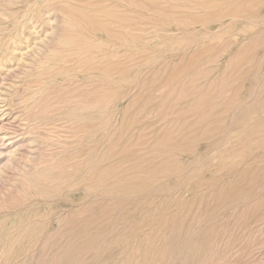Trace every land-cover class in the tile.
<instances>
[{"label": "rangeland", "instance_id": "rangeland-1", "mask_svg": "<svg viewBox=\"0 0 264 264\" xmlns=\"http://www.w3.org/2000/svg\"><path fill=\"white\" fill-rule=\"evenodd\" d=\"M90 1L92 3L89 0H0V264H219V261H224L221 264H264V2L245 0L237 3L221 0V4L218 0L193 6V3L188 2L177 5L166 2V5L162 0H105L106 3L104 0ZM126 1L128 2L125 3ZM161 3H165L167 7L161 6ZM236 3L239 5L236 8L239 16L236 19L222 16L220 19L218 13L235 9ZM51 4L56 7L59 5L60 9L63 6L60 10L62 12L52 9ZM183 4L185 5L182 6ZM207 4L212 7H203ZM73 7L79 10L72 9ZM154 7L162 10L159 9L158 12L156 9L158 11L154 13ZM99 8L111 10L102 11L108 12L110 17L105 13L101 19L115 20V24L112 22L106 24V27L119 30L121 36L126 35V40L113 39L112 33L106 34L88 28L90 16L84 17V14H93L91 19L102 14ZM69 13L76 19L71 21ZM116 13L119 19L115 18ZM112 15L114 16L111 17ZM216 16L217 20L214 18ZM173 18L176 23L175 20L172 21ZM213 18L215 22H209ZM99 19H94L98 21L95 22V28L102 25ZM193 19L196 23L192 22ZM177 20H181V23ZM204 20L208 22L205 23ZM78 21L79 26L75 24ZM99 22L101 25L97 26ZM161 22L164 25L166 22L168 26ZM68 26L71 29L74 27V30L70 29L73 36L78 32V37H85V42L89 43L88 50L81 54L84 55L82 59L78 55L57 58L58 55L68 54L66 50L69 41H65L67 37L74 38L67 34ZM104 40L111 41L109 47L105 46L108 43L103 42ZM102 42L104 46L101 45ZM124 42L130 45L127 46ZM143 48L144 51L140 50ZM93 49L96 54L95 51L92 52ZM118 51L122 53L115 55ZM253 54L256 56L254 55V63L250 66L241 60L244 56L250 57ZM239 55L241 58L237 59ZM74 59L76 60L73 61ZM229 61L231 63L228 65ZM53 64H57L58 69ZM81 65L82 69L79 68ZM104 67L112 69V77L109 78L111 82L103 79L100 74ZM173 70L182 73L175 71L178 73L176 74ZM193 71H196L194 75ZM69 73L75 77H68ZM126 74L129 77L127 81L116 82L117 76ZM194 78L199 79L198 82ZM90 80L92 83H87ZM142 80L144 84L141 83ZM215 84L219 86L216 87ZM197 86L199 89L207 86V89L199 90ZM217 89L223 92L221 97L218 96L222 101L229 96L238 95L235 100L240 101L233 111L224 112L228 105H223L219 98L214 99L221 93ZM72 90L74 98L70 99L73 97ZM182 90L184 93L187 91L186 95L180 94ZM215 90L217 95L212 92ZM201 91L205 93H199ZM195 94H198L197 98ZM165 95L168 96L167 101ZM95 101L110 105L95 109L91 116L80 113L78 106L81 103ZM38 102L41 103L37 104ZM51 104L56 105L53 108ZM212 104L216 105L212 107ZM211 110H217L218 114L211 115ZM134 111L135 114L138 113L137 117L133 115ZM222 112L225 115H221ZM223 119L226 122L221 124ZM134 120L139 122H133ZM167 123H170L168 127ZM129 124L131 126L127 127ZM182 124L184 126L179 128ZM205 126H208L207 131L202 133ZM175 131L179 133L178 137ZM191 137L196 139L190 141ZM164 138H176V141L173 140L175 145L170 146L171 151L168 146L167 151L161 145H156ZM186 138L188 139L185 140ZM197 140L198 142H194ZM190 142L192 147L196 145L192 148L195 151L191 146H188L189 149L185 148ZM250 143L256 150L248 158L243 149ZM109 144L111 148L108 147ZM150 151L155 152L152 154ZM237 153L240 157L236 156ZM166 158H169V162L163 160ZM237 160L240 165L236 163ZM222 163L221 169L219 166ZM158 164L167 166L170 173L165 174L168 171L165 170V175L163 172L155 175L154 166ZM104 168H108L107 171ZM216 169L218 172H215ZM101 171L104 172L100 173ZM89 174H92L91 180V176L88 178ZM134 176L137 177L133 180ZM150 177L153 179L150 180ZM158 178L162 181L156 180ZM247 183L255 185L249 192L243 188ZM248 196L250 197L246 201ZM78 212L81 215H77ZM162 219L165 222L160 226ZM239 225L241 227L238 229ZM155 227L156 230L152 229ZM228 230L231 231L230 235ZM99 234L104 235L102 237ZM210 252L214 257L211 258ZM204 255L206 258H203Z\"/></svg>", "mask_w": 264, "mask_h": 264}, {"label": "bare ground", "instance_id": "bare-ground-1", "mask_svg": "<svg viewBox=\"0 0 264 264\" xmlns=\"http://www.w3.org/2000/svg\"><path fill=\"white\" fill-rule=\"evenodd\" d=\"M51 1L53 2V0H51ZM73 1H74V0H73ZM75 1H76V0H75ZM92 1H93V0H92ZM97 1H98V0H97ZM100 1H103V0H99V2H100ZM104 1H105V0H104ZM104 1H103V2H104ZM121 1L123 2V0H121ZM121 1H119V2H121ZM124 1H125V0H124ZM137 1H139V0H137ZM162 1L165 2V3L168 2V3H170V4H173V3H174V5L182 4V3H184V2H188V3H193V6H195V5L197 6V4H201V3L206 4V3H211V2L214 3V1L217 2L218 0H162ZM219 1H221V0H219ZM225 1H227V2H234V1H236V2L238 3V2H241V1H245V0H225ZM247 1L249 2V0H247ZM247 1H246V3H247ZM59 2H60V1H59ZM63 2H64V1H62V3H63ZM67 2H69V1H67ZM89 2H91V1L89 0ZM109 2H110V0H109ZM127 2H128V1H126L125 3H127ZM259 2L262 3V2H264V0H259ZM8 3H9V2H8ZM10 3H12V2H10ZM91 3H92V2H91ZM105 3H106V1H105ZM116 3H117V2H116ZM133 3H134V1H133ZM141 3H142V2H141ZM141 3H137V4L139 5V4H141ZM152 3H153V2H152ZM165 3H161V6H162V5L166 6L167 3H166V5H165ZM237 3L235 4V5H237V6H235V9H230V10H227V11H223V12L218 13V14H219L218 16H221L220 19H222V16H230L231 18L236 19V18L239 16V11H238V9L236 10V8L239 6ZM49 4H50V3H49ZM63 4H64V3H63ZM111 4H112V3H111ZM129 4H130V1H129ZM194 4H195V5H194ZM215 4H217V3H215ZM221 4H222V1H221ZM221 4H220V5H221ZM224 4H225V3H224ZM224 4H223V5H224ZM229 4H230V3H229ZM229 4H228V5H229ZM247 4H248V3H247ZM247 4H246V7L248 6ZM249 4H250V3H249ZM51 5L53 6V7H51V8H52V9L54 8V10H55V8H56L57 10L60 11V10L63 8V6H62L61 9H60V8H58L59 5H58L57 7H56L55 5H53V4H51ZM51 5H50V6H51ZM109 5H110V3H109ZM135 5H136V4H135ZM152 5H153V4H152ZM174 5H173V6H174ZM184 5H185V4H183L182 6H184ZM188 5H189V4H188ZM191 5H192V4H191ZM50 6H48V7H50ZM54 6H55V7H54ZM71 6H73V5H71ZM71 6H70V7H71ZM111 6H112V5H111ZM111 6L108 7V8H111ZM113 6L115 7V2H114V5H113ZM113 6H112V7H113ZM141 6H142V5H141ZM145 6H146V5H145ZM202 6H203V5H202ZM202 6H201V7H202ZM209 6L212 7L210 4H209ZM218 6H219V5H218ZM242 6H243V5H242ZM166 7H167V6H166ZM166 7H165V8H166ZM185 7H188V6H185ZM203 7H208V4H207V6H203ZM210 7H208V8H210ZM246 7H245V8H246ZM253 7H254V6H253ZM7 8H8V7H7ZM65 8H66V7H65ZM104 8H107V7L105 6ZM117 8H118V5H117ZM145 8H147V7H145ZM171 8H172V6H171ZM174 8H175V6H174ZM174 8H173V9H174ZM176 8H177V7H176ZM180 8H181V7H180ZM188 8H189V7H188ZM208 8H207V9H208ZM214 8H215V7H214ZM238 8H239V7H238ZM248 8H249V7H248ZM250 8H251V6H250ZM67 9H69V8H67ZM67 9H66L65 11H67ZM72 9H75V8L73 7ZM99 9H101V8H99ZM156 9H158V8H155V7H154V10H152V11H154V13H155ZM159 9L162 10V8H159ZM159 9H158V10H159ZM246 9H247V8H246ZM57 10H56V11H57ZM70 10H71V9H70ZM75 10H79V8H78V9L76 8ZM107 10H108V9H107ZM107 10H106V9H101L100 13H102V11H107ZM149 10H150V8H149ZM158 10H157V11H158ZM160 10H159L158 12H160ZM163 10H164V9H163ZM224 10H225V9H224ZM43 11H44V10H43ZM82 11H84V9H82ZM82 11H81V12H82ZM94 11H95V10H94ZM96 11L98 12L99 10H96ZM109 11L111 12V10H108V12H109ZM157 11H156V13H157ZM168 11H169V10H168ZM245 11H246V10H245ZM245 11H244V12H245ZM248 11H249V10H248ZM248 11H246V12H248ZM61 12H62V11H60L59 13H61ZM69 12H70V11H69ZM85 12H86V11H85ZM108 12H105V13L107 14V15H106L107 17L109 16V15H108ZM118 12H119V11H118ZM164 12H165V11H164ZM215 12H216V11H215ZM244 12H243V13H244ZM246 12H245V13H246ZM11 13H12V12H11ZM65 13H66V12H65ZM67 13H68V12H67ZM67 13H66V14H67ZM70 13H73V11L70 12ZM70 13H69V15H71ZM91 13H92V12H91ZM105 13L103 12L102 14H99V15H101L102 17H101V16L99 17V15H95V14H94L95 16H93V17L91 18V19H92V20H91L90 17H91V15H93V14H90V12L84 14V12H82V14H84V17H86V16H90V17H88V19H89V22H88V23H89V24L87 23V25L89 26V27H88L89 29H91V30H93V31H94V30H95V31H96V30H97V31H102L103 33H106V34H107V33H109V34L112 33V34L114 35V36H113V39H114V38H117V39H123V38H125L126 35L124 34L123 36H121V35H120L121 32H118L119 30H118V31H115L114 29H108V27H106V24H110V23L112 24V22L115 24V22H114L115 20H112V21H111V20L106 21V19H105V20H102L101 18H104L103 16H105V15H104ZM113 13H115V12H113ZM121 13H122V11H121ZM123 13H125V12H123ZM161 13H162V12H161ZM161 13H160V15H161ZM169 13H171V12H169ZM198 13H201V12H198ZM62 14H63V13H62ZM75 14H76V13H75ZM89 14H90V15H89ZM109 14H110V13H109ZM162 14H164V13H162ZM166 14L170 16V14H168L167 12H166ZM172 14H173V13H172ZM194 14H195V13H194ZM67 15H68V14H67ZM72 15H73V14H72ZM72 15H71V18L69 17L71 21H73V19H76L75 16L73 17ZM115 15H116L115 18H118V19H119V17H117V13H116ZM119 15H120V13H119ZM164 15H165V14H164ZM173 15H174V14H173ZM197 15H198V14H197ZM237 15H238V16H237ZM113 16H114V15H112L111 17H113ZM125 16H127V15H125ZM158 16H159V13H158ZM162 16H163V15H162ZM204 16H205V15H204ZM63 17H64V16H63ZM65 17H66V16H65ZM76 17H77V15H76ZM79 17H81V16L79 15ZM95 17H96L97 19L100 18L101 20H100V19H99V20L102 21V22H101L102 25L100 24V22H99V24L97 25V26L101 25V26L98 27V28H95V26H96V25H95V22H98V21H94ZM109 17H110V16H109ZM121 17H122V16H121ZM167 17H168V16H167ZM245 17H246V16H245ZM93 18H94V19H93ZM125 18L127 19V17H125ZM130 18H131V17H129V19H130ZM163 18H164V17H163ZM193 18H195V17H193ZM211 18H212V17H211ZM214 18L216 19L217 16L214 17ZM214 18H213V19H210L209 22H210L211 20L213 21ZM240 18H244V17H240ZM34 19H35V18H34ZM78 19H79V18H78ZM80 19H82V18H80ZM80 19H79V20H80ZM126 19H125V21H126ZM202 19H206V18H202ZM208 19H209V18H208ZM218 19H219V18H218ZM244 19H246V18H244ZM70 20H69V21H70ZM107 20H108V19H107ZM164 20H166V19H164ZM173 20H175V23H176V19L173 18L172 21H173ZM188 20H189V19H188ZM188 20H187V21H188ZM197 20H198V19H197ZM216 20H217V19H216ZM231 20H232V19H231ZM231 20H230V22H231ZM237 20H238V19H237ZM237 20H236V21H237ZM104 21H105V23H103ZM129 21H130V20H129ZM177 21H178V20H177ZM180 21H181V20H179L178 23H179ZM183 21H184V20H183ZM187 21H186V22H187ZM193 21H194V19L192 20V22H193ZM205 21H206V20H204V22H205ZM212 21H211V22H212ZM82 22L85 23L84 20H83ZM107 22H108V23H107ZM119 22H120V20H119ZM168 22H170V21H168ZM173 22H174V21H173ZM173 22H172V23H173ZM194 22H195V21H194ZM206 22H208V21H206ZM206 22H205V23H206ZM214 22H215V20H214ZM216 22H219V21H216ZM227 22H228V21H227ZM79 23H80V22L78 21V23L76 22L75 24L79 26V25H80ZM126 23H127V22H126ZM161 23H162V22H161ZM172 23H171V24H172ZM178 23H177V24H178ZM180 23H181V22H180ZM184 23H185V22H184ZM188 23H189V22H188ZM188 23H187V24H188ZM195 23H196V22H195ZM71 24H72V22H71ZM73 24H74V23H73ZM75 24H74V25H75ZM104 24H105V25H104ZM162 24L164 25V23H162ZM81 25H82V24H81ZM84 25H86V23H85ZM87 25H86V26H87ZM132 25L134 26V24H132ZM165 25H166V22H165ZM165 25H164V26H165ZM155 26H156V25H155ZM158 26H159V25H158ZM161 26H162V25H161ZM166 26H168V25H166ZM177 26H178V25H177ZM177 26H176V27H177ZM66 27H67V26H66ZM68 27H69V26H68ZM111 27H114V26H111ZM118 27L121 28L120 25H119ZM28 28H29V27H28ZM73 28H74V27H72V29H71V27H69V29L66 28V30L69 32V33L67 32V34H71L70 36L74 37V38H69V37H67V40H65L66 42L69 41V42H68V43H69V47L67 46L68 49L66 50V52H67L68 54H66V55H58V54H57V55L59 56V57H57L58 59H59V58L62 59L64 56H65V57H66V56H70V57H71V56H77V55L80 56V58H81V57L84 56V55L81 56V54H83L84 52H86V51L88 50V48H89V45H88L89 43L87 44V43L85 42V37H83V36H82V38L78 37V35H77L78 32L75 33V35L73 36V34L70 32L71 30H74ZM75 28L77 29V27H75ZM83 28H84V27H83ZM115 28H117V27L115 26ZM119 28H118V29H119ZM126 28H127V27H126ZM126 28H123V29H126ZM161 28H162V27H161ZM63 29H64V28H63ZM70 29H71V30H70ZM76 29H75V30H76ZM84 29H85V28H84ZM179 29H180V28H179ZM85 30H86V29H85ZM120 30H121V29H120ZM127 30H131V29H127ZM176 30H177V29H176ZM82 31H83V30H82ZM163 31H166V30H163ZM170 31H171V30H170ZM180 31H181V30H180ZM65 33H66V32H65ZM65 33H64V34H65ZM125 33H126V32H125ZM67 34H66V35H67ZM87 35H88V34H86V36H87ZM60 36H61V35H60ZM62 36H63V35H62ZM67 36H68V35H67ZM76 36H77L78 38H75ZM79 36H80V35H79ZM93 36H94V35H93ZM93 36H90V37L93 38ZM109 36H110V35H109ZM129 36H131V35H129ZM94 37H95V36H94ZM170 38H171V37H170ZM65 39H66V38H65ZM117 39H116V40H117ZM127 39H128V38H127ZM110 40H111V39H110ZM125 40H126V38H125ZM179 40H181V39H179ZM87 41H88V40H87ZM105 41H106V43H108L107 45L105 44V46L109 47V45H110L109 43H111L112 40H111V41L104 40L103 42H105ZM117 41H118V40H117ZM127 41H129V40H127ZM103 42L101 43L102 46H104V45H103ZM119 42H122V40H120ZM124 43H126V42H124ZM134 43H135V42H134ZM63 44H65V43H63ZM65 45H66V44H65ZM92 45H93V44H92ZM99 45H100V44H99ZM122 45H124L123 42H122ZM125 45H127V43H126ZM129 45H130V44H129ZM129 45H127V46H129ZM102 46H100V48H102ZM136 46H137V45H136ZM67 47H66V48H67ZM93 47H94V46H93ZM98 47H99V46H98ZM258 47H259V46H258ZM134 48H135V47H134ZM91 49H92V48H91ZM91 49H90V52H91ZM102 49H103V48H102ZM108 49H109V48H108ZM148 49H149V48H148ZM96 50H99V49H96ZM134 50L136 51V49H134ZM140 50H143V51H144L145 49L143 48V49H140ZM93 51H95V50L93 49L92 52H93ZM99 51H100V50H99ZM107 51H108V50H107ZM137 51H138V50H137ZM55 52H56V51H55ZM61 52H62V51H61ZM141 52H142V51H141ZM145 52H146V51H145ZM244 52H245V51H244ZM52 53H54V52H52ZM52 53H51V54H52ZM94 53L96 54V51H95ZM103 53H104V52H103ZM107 53H109V52H107ZM119 53H122V52H121V51H120V52L118 51L115 55H118ZM135 53H136V52H135ZM54 54H55V53H54ZM92 54H93V53H92ZM104 54H105V53H104ZM151 55H152V54H151ZM254 55L256 56V54H253V55L250 56V57H245V56H244V58H241V55H239V56H237V59H239V57H240L241 60L243 59L244 62H246V63L249 64V66H250V64H253V63H254V57H255ZM55 56H56V55H55ZM55 56H54V57H55ZM78 56H77V57H78ZM93 56H94V55H93ZM93 56H92V58H93ZM100 56L103 58V55H100ZM104 56H106V55H104ZM110 56H111V54H110ZM123 56H124V55H123ZM77 57H76V59H77ZM114 57H115V56H114ZM125 57H127V56H125ZM129 57H130V56H129ZM129 57H127V58H129ZM92 58H91V59H92ZM153 58H154V57H153ZM155 58H156V57H155ZM76 59H74L73 61H75ZM81 59H82V58H81ZM93 59H94V58H93ZM215 59H216V57H215ZM64 60H65V59H64ZM156 60H157V59H156ZM118 61H119V60H118ZM123 61H124V60H123ZM153 61H154V60H153ZM66 62H67V60H66ZM71 62H72V61H71ZM46 63H48V62H46ZM50 63H51V62H50ZM58 63L60 64V62H58ZM61 63L63 64V62H61ZM110 63H111V62H110ZM122 63H124V62H122ZM128 63H129V62H128ZM230 63H231V62L229 61L228 65H229ZM239 63H240V62H239ZM71 64H73V63H71ZM108 64H109V63H108ZM126 64H127V63H126ZM201 64H202V63H201ZM46 65H47V64H46ZM50 65H51V64H50ZM53 65H54V64H53ZM55 65H56V66H55ZM55 65H54V66L56 67V69H58L57 64H55ZM68 65H69V63H68ZM73 65H74V64H73ZM111 65H112V64H111ZM124 65H125V64H124ZM134 65H136V64H134ZM182 65H183V64H182ZM245 65H246V64H245ZM43 66H44V65H43ZM43 66H42V67H43ZM47 66H48V65H47ZM109 66H110V65H109ZM128 66L132 67L133 65H128ZM128 66H127V67H128ZM183 66H184V65H183ZM199 66H201V65H199ZM64 67H65V66H64ZM81 67H82V65H81L79 68H81ZM105 67H106V66H105ZM105 67H104V68H105ZM124 67H125V66H124ZM127 67H126V68H127ZM130 67H129V69H131ZM139 67H140V66H139ZM186 67H187V66H186ZM192 67H193V66H192ZM192 67H191V68H192ZM209 67H210V66H209ZM209 67H208V68H209ZM40 68H41V67H40ZM104 68H102L101 71L99 70V71H100V74H102V78H103V79H106L107 81H109V80H111V79H109V78L112 77V74H111L112 69H110V68H109V69H108V68H105V69H104ZM179 68L182 69L181 67H179ZM233 68H234V67H233ZM74 69H75V68H73V70H74ZM81 69H82V68H81ZM85 69H87V68H85ZM121 69H122V68H121ZM123 69H124V68H123ZM127 69H128V68H127ZM197 69H198V68H197ZM87 70H88V69H87ZM140 70H141V69H140ZM39 71H40V70H39ZM57 71H58V70H57ZM91 71H92V70H91ZM173 71H174V70H173ZM175 71H176V70H175ZM175 71H174V73L178 72V71H176V72H175ZM182 71H183V70H182ZM196 71H197V70H196ZM196 71H193V75H194V72L196 73ZM71 72H73V71H71ZM80 72H81V70H80ZM83 72H84V71H83ZM140 72H141V71H140ZM140 72H139V73H140ZM205 72H206V71H205ZM207 72H208V71H207ZM249 72H250V71H249ZM81 73H82V72H81ZM178 73L181 74L182 72H178ZM178 73H176V74H178ZM137 74H138V73H137ZM72 75H73V74H70V73H69V74H68V77H69V76H72ZM134 75H135V73H134ZM169 75H170V74H169ZM173 75H175V74H173ZM188 75H190V74L188 73ZM234 75H235V74H234ZM66 76H67V75H66ZM73 76L75 77V75H73ZM203 76L205 77L206 74L203 75ZM242 76H243V75H242ZM94 77H95V76H94ZM94 77H93V78H94ZM225 77H226V76H224V78H225ZM76 78H77V76H76ZM134 78H135V77H134ZM201 78H202V77H201ZM201 78H200V79H201ZM69 79L72 80L73 78H69ZM96 79H97V78H96ZM103 79H102V81H103ZM112 79H113V78H112ZM128 79H129V77L127 76V74H126V75H119V76L116 77V82H117V81H118V82H125V81H127ZM136 79H137V78H136ZM194 79L197 80V78H194ZM246 79H247V78H246ZM114 80H115V79H114ZM168 80H170V79H168ZM190 80H192V79H190ZM198 80H199V79H198ZM198 80H197L196 82H198ZM81 81H82V80H81ZM81 81H80V82H81ZM94 81H97V80H94ZM131 81H132V80H131ZM131 81H130V82H131ZM136 81H137V80H136ZM142 81H143V80H142ZM166 81H167V80H166ZM172 81H173V80H172ZM180 81H181V80H180ZM183 81H185V80H183ZM186 81H187V80H186ZM211 81L213 82V80H211ZM242 81H243V80H242ZM103 82H104V81H103ZM103 82H102V83H103ZM109 82H111V81H109ZM116 82H115V83H116ZM212 82H209V84L212 83ZM226 82H227V81H226ZM243 82H244V81H243ZM87 83H92V82H91V80H90V82H87ZM102 83H100V84H102ZM131 83H133V82H131ZM141 83L144 84V81L141 82ZM166 83L169 84V82H166ZM83 84H85V83H83ZM107 84H108V83H107ZM122 84H123V83H122ZM182 84H184V83H182ZM105 85H106V84H105ZM118 85H120V84L118 83ZM125 85H127V84H125ZM169 85L172 87L171 84H169ZM178 85H181V84L178 83ZM178 85H177V86H178ZM199 85H200V84H199ZM216 85H217V84H215V86H216ZM220 85H221V84H220ZM224 85H227V84L225 83ZM239 85H240V84H239ZM90 86H91V85H90ZM103 86H104V85H103ZM108 86H109V84H108ZM111 86H112V85H111ZM192 86H193V85H192ZM194 86L196 87V85H194ZM203 86H204V85H203ZM210 86H212V85H210ZM217 86H219V85H217ZM217 86H216V87H217ZM222 86H223V85H222ZM79 87H80V86H79ZM81 87H82V86H81ZM87 87H88V86H87ZM114 87H116V84H115ZM117 87H118V86H117ZM121 87H122V86H121ZM195 87H194V88H195ZM224 87L226 88V86H224ZM241 87H242V86H241ZM172 88H174V87H172ZM176 88H177V87H176ZM179 88H180V86H179ZM190 88H193V87L190 86ZM197 88L199 89L198 86H197ZM211 88H212V87H211ZM220 88L222 89V87H220ZM239 88H240V87H239ZM242 88H243V87H242ZM251 88H252V86H251ZM104 89H105V88H104ZM109 89H111V88H109ZM200 89L202 90V89H204V87H201ZM200 89H199V90H200ZM206 89H207V86H206V88H205L204 90L206 91ZM209 89H210V88H209ZM209 89H208V90H209ZM73 90H74V89H73ZM73 90H72L71 94L73 93ZM81 90H82V89H81ZM96 90H98V89H96ZM106 90H108V88H106ZM173 90H174V89H173ZM187 90H188V89H187ZM217 90H218V89H217ZM222 90H223V89H222ZM219 91H220V90H218V93L221 92V91H220V92H219ZM223 91H225V90H223ZM74 92H75V90H74ZM77 92H79V91H77ZM106 92H107V91H106ZM123 92H124V91H123ZM154 92H155V91H154ZM169 92H170V91H169ZM178 92H179V90H178ZM190 92H191V91H190ZM196 92H197V91H196ZM212 92H213V94L215 93V94L217 95L216 90H215V92H214V91H212ZM67 93H69V92H67ZM186 93H187V91H186ZM186 93H184L183 90H182V92H181L180 94H181V95H186ZM199 93H205V92L201 91V92H199ZM222 93H223V92H221L219 95H217V98H214V97H213V98H214V99H218V98H219V100L222 101V99H220ZM69 94H70V93H69ZM69 94H68V96H69ZM75 94H76V93H75ZM122 94H123V93H122ZM180 94H177V95H180ZM213 94H212V95H213ZM59 95H60V94H59ZM72 95H73V94H72ZM72 95H71V96H72ZM89 95H90V94H89ZM114 95H115V94H114ZM191 95H193V94H191ZM202 95H203V94H202ZM202 95L199 94L200 97H202ZM207 95H210V93L207 94ZM235 95H236V94H235ZM55 96L58 97L57 95H55ZM65 96H66V95H65ZM65 96H64V97H65ZM166 96H167V95H165V97H164V98H165V101H167ZM197 96H198V94H197ZM197 96H196V94H195V97H196V98H197ZM205 96H206V94H205ZM218 96H220V97H218ZM56 97H55V99H56ZM59 97H60V96H59ZM115 97H116V96H115ZM167 97H168V96H167ZM172 97H173V96H172ZM203 97H204V95H203ZM227 97H228V96H227ZM237 97H238V95H237L236 97H230V96H229L227 100L224 99V100L222 101L223 105H226V104L228 105V106H227L228 109L226 108L227 111L225 110V107H224V110H225L224 112H228V111H230V110L233 111L232 109L235 107L236 103H238V101H240V100H235ZM67 98H68V97H67ZM71 98H74V95H73V97H70V99H71ZM123 98H124V97H123ZM123 98H122V99H123ZM151 98H152V97H151ZM164 98H163V99H164ZM181 98H183V97H180V99H181ZM187 98H188V97H187ZM225 98H226V93H225ZM55 99H54V100H55ZM173 99H174V98H173ZM176 99H179V98H177V96H176ZM201 99H202V98H201ZM237 99H238V98H237ZM52 100H53V99H52ZM116 100H117V99H116ZM192 100H193V99H192ZM219 100H218V101H219ZM41 101H42V100H41ZM75 101H76V100H75ZM81 101H82V100H80V102H81ZM83 101H84V100H83ZM163 101H164V100H163ZM189 101H190V100H189ZM234 101H235V102H234ZM262 101H263V100H262ZM65 102H66V101H65ZM110 102H111V101H109V103H110ZM208 102H211V101H208ZM216 102H217V101H216ZM216 102H215V103H216ZM231 102H233V103H231ZM259 102L261 103V101H259ZM39 103H41V102H38L37 104H39ZM111 103H112V102H111ZM163 103H164V102H163ZM190 103H191V101H190ZM213 103H214V102H213ZM37 104H36V105H37ZM57 104H58V103H57ZM59 104H60V103H59ZM107 104H108V103H106V102H102V103H101V102H100V103L97 102V103H96V101H95V102H85V103H81V104L78 106V108H79V110H80V113H85L86 115H90V116H91V115H92V112H93L95 109H97V108H101V107H103V108H104V107H107ZM209 104H210V103H209ZM219 104H220V102H219ZM51 105H52L51 107L54 108L56 104H54V106H53V104H51ZM109 105H110V104H108V106H109ZM127 105H128V103H127ZM127 105H126V106H127ZM188 105H189V104H188ZM195 105H196V104H195ZM204 105H205V104H204ZM215 105H216V104H215ZM215 105L212 104V105H210V106L213 107V106H215ZM256 105H259V104H256ZM256 105H255V107H256ZM260 105H262V104H260ZM46 106L48 107V105H46ZM61 106H62V105H61ZM168 106H169V105H168ZM196 106H197V105H196ZM263 106H264V105H263ZM49 107H50V106H49ZM193 107H194V104H193ZM208 107H209V106H208ZM212 107H211V108H212ZM255 107H254V108H255ZM58 108H59V107H58ZM62 108H63V106H62ZM111 108H112V107H111ZM111 108H110V109H111ZM139 108H140V107H139ZM216 108H217V106H216ZM236 108H237V107H236ZM44 109H45V107H44ZM49 109H50V108H49ZM76 109H77V108H76ZM107 109H108V108H106V111H107ZM183 109H184V108H183ZM190 109H193V108H190ZM190 109H189V110H190ZM201 109H202V107H201ZM99 110H100V109H99ZM129 110H130V109H129ZM185 110L188 111V109H186V108H185ZM198 110H199V109H198ZM198 110H197V111H198ZM208 110H209V109H208ZM255 110H256V109H255ZM41 111H43V110L41 109ZM44 111H46V110H44ZM50 111H51V110H50ZM50 111H49V112H50ZM53 111H54V109H53ZM53 111H52V112H53ZM211 111H212V110H211ZM115 112H116V111H115ZM115 112H114V113H115ZM158 112H159V111H158ZM183 112H184V111H183ZM190 112H191V111H190ZM206 112L208 113V111H206ZM206 112H205V113H206ZM217 112H218L217 110H213L212 113H211V115H217V114H218ZM224 112H222L221 115L224 114ZM133 113H134L133 115H135V116L137 117V114H138V113L136 112L137 114H135V111H134ZM175 113H176V112H175ZM177 113H178V112H177ZM180 113H181V112H180ZM203 113H204V112H203ZM205 113H204V114H205ZM232 113H233V112H232ZM232 113H231V114H232ZM234 113H235V112H234ZM234 113H233V114H234ZM37 114H38V112H37ZM101 114H102V113H101ZM104 114H105V113H104ZM185 114H186V113H185ZM193 114H194V113H193ZM227 114H229V113H227ZM227 114H226V115H227ZM118 115H119V114H118ZM224 115H225V114H224ZM40 116H41V115H40ZM43 116H44V115H43ZM93 116H94V115H93ZM93 116H92V117H93ZM109 116H110V115H109ZM143 116H144V115H143ZM179 116H180V115H179ZM187 116H188V115H187ZM192 116H194V115H192ZM206 116H207V114H206ZM100 117H102V116H100ZM177 117H178V116H177ZM189 117H190V116H189ZM189 117H185V118L187 119V118H189ZM220 117H221V116H220ZM226 117H228V116H226ZM102 118H103V117H102ZM132 118H133V116H132ZM132 118H131V119H132ZM143 118H144V117H143ZM161 118H163V116H162ZM181 118H182V117H181ZM231 118H232V117H231ZM231 118H230V119H231ZM98 119L101 120V118H98ZM104 119H105V118H104ZM172 119H173V118H172ZM176 119H177V118H176ZM179 119H180V118H179ZM183 119H184V118H183ZM186 119H184V120H186ZM208 119H210V118H208ZM215 119H216V118H215ZM167 120H168V119H167ZM213 120H214V119H213ZM213 120H212V121H213ZM241 120H243V119H241ZM80 121H81V120H80ZM80 121H79V122H80ZM137 121H138V120H137ZM137 121L134 120L133 122H136V123H137ZM144 121H145V119H144ZM174 121H175V120H174ZM212 121H211V122H212ZM231 121H232V120H231ZM231 121H230V122H231ZM69 122H71V121H69ZM84 122H85V121H84ZM105 122H107V121H105ZM138 122H139V121H138ZM142 122H143V121H142ZM217 122H218V121H217ZM219 122H220V121H219ZM219 122H218V123H219ZM225 122H226V120L224 121V119H223V122H222L221 124H223V123H225ZM73 123L75 124L76 121H74ZM82 123H83V122H82ZM140 123H141V122H140ZM194 123H195V122H194ZM194 123H193V124H194ZM97 124H98V122H97ZM121 124H122V123H121ZM121 124H120V125H121ZM153 124H154V123H153ZM167 124H168V125H167V127H168V126L170 125V123H167ZM193 124H192V125H193ZM196 124H197V123H196ZM200 124H201V123H200ZM210 124H211V123H210ZM210 124H209V125H210ZM221 124H220V125H221ZM228 124H230V123H228ZM243 124H244V123H243ZM246 124H247V123H246ZM79 125H80V124H78V126H79ZM144 125H145V124H144ZM154 125H155V124H154ZM173 125H174V123H173ZM194 125H195V124H194ZM209 125H208V126H209ZM218 125H219V124H218ZM220 125H219V126H220ZM244 125H245V124H244ZM244 125H243V126H244ZM251 125H252V124H251ZM130 126H131V124H129V126H127V127H130ZM142 126H143V125H142ZM164 126H165V124H164ZM183 126H184V124H182V126H179V128H180V127H183ZM208 126H205V128H203V130H202L201 132H202V133L206 132V131H207L206 128H207ZM227 126H228V125H227ZM243 126H242V127H243ZM245 126H246V125H245ZM245 126H244V127H245ZM81 127H82V126H81ZM98 127H99V126H98ZM98 127H96V129H97ZM101 127H102V125L100 126V128H101ZM127 127H126V128H127ZM161 127H163V126L161 125ZM171 127H174V126H171ZM260 127H261V126H260ZM263 127H264V126H263ZM175 128H176V127H175ZM177 128H178V127H177ZM92 129H93V128H92ZM106 129H107V128H106ZM134 129H136V128H134ZM204 129H205V130H204ZM208 129H209V128H208ZM218 129H219V128H218ZM159 130H160V129H159ZM176 130H177V129H176ZM187 130H188V129L186 128V131H187ZM222 130H223V128L221 129V131H222ZM257 130H258V129H257ZM89 131H93V130H89ZM213 131H214V130L212 129V132H213ZM217 131H218V130H217ZM221 131H220V132H221ZM79 132H80V131H79ZM158 132H159V131H158ZM175 132H177V131H175ZM189 132H190V131H189ZM201 132H200V133H201ZM210 132H211V130H210ZM212 132H211V133H212ZM83 133H84V132H83ZM177 133H178V132H177ZM181 133H182V132H181ZM190 133H191V132H190ZM216 133H218V132H216ZM88 134H89V132H88ZM172 134H174V130H173V132L171 133V135H172ZM257 134H258V132H257ZM171 135H170V137L173 136V135H172V136H171ZM182 135H183V134H182ZM188 135H189V134H188ZM188 135H187V136H188ZM214 135H215V134H214ZM217 135H218V134H217ZM163 136H164V135H161V137H163ZM166 136H167V135H165L164 137H166ZM176 136L178 137V136H179V133H178V135H176ZM210 136H211V135H210ZM168 137H169V136H168ZM212 137H213V136H212ZM212 137H210V138H212ZM215 137H216V136H215ZM191 138H192V137H191ZM210 138H208V140H209ZM187 139H188V138H186L185 140H187ZM194 139H196V138H192V139H190V141H191V140L193 141ZM201 139H202V138H201ZM201 139H200V140H201ZM204 139H205V138H204ZM204 139H203V140H204ZM206 139H207V137H206ZM155 140H157V138H155ZM173 140L176 141V138H175V139L164 138V139L159 140V141H158L159 144H156V145H161V148H163V149H165V150H167L166 148L169 147V150L171 151L172 149H170V146H174V145H175V143H174ZM128 141H129V140H127V142H128ZM132 141H133V140H132ZM132 141H131L130 143H132ZM147 141H148V140H147ZM244 141H246V140H244ZM105 142H106V141H105ZM125 142H126V141H125ZM125 142H124V143H125ZM127 142H126V143H127ZM154 142H155V141H154ZM182 142H183V141H182ZM194 142H198V140H197V141H194ZM220 142H221V141H220ZM92 143H93V142H92ZM114 143H115V142H114ZM145 143H146V142H145ZM217 143H218V142H217ZM107 144H108V142H107ZM110 144L112 145L111 142H110ZM110 144H109L108 147L111 148L112 146H111ZM196 144H197V143H196ZM251 144H252V143L248 144V146L245 145V146H244V149H243V151L247 153V155H248L247 157H248V158L251 157V155H253L254 151L256 150V148L253 147ZM87 145H88V144H87ZM114 145H115V144H113V146H114ZM148 145H150V144H148ZM191 145H192V144H191V142H190V144H189V143L187 144V147H186V145H185V148L189 149L188 146L190 147ZM193 145H194V144H193ZM132 146H133V145H132ZM145 146H146V144H145ZM167 146H168V147H167ZM194 146H196V145H194ZM194 146H193V147H194ZM90 147H91V146H90ZM129 147H130V146H129ZM146 147H147V146H146ZM176 147H177V145H176ZM180 147H181V146H180ZM193 147L191 146V149H192ZM113 148H115V146H114ZM113 148H112V149H113ZM123 148H125V147L123 146ZM127 148H128V147H127ZM257 148H258V147H257ZM106 149H107V148H106ZM181 149H182V148H181ZM241 149H242V148H241ZM259 149H260V148H259ZM261 149H263V148H261ZM107 150H108V149H107ZM107 150H106V151H107ZM110 150H111V149H110ZM151 150H153V149H151ZM192 150L195 151L194 149H192ZM106 151H105L104 153H106ZM123 151H124V149H123ZM137 151H138V150H137ZM148 151H149V150H148ZM167 151H168V150H167ZM167 151H165V152H167ZM182 151H183V150H182ZM2 152H3V150H2ZM95 152H96V151H95ZM124 152H126V151H124ZM139 152H140V151H139ZM150 152H151V151H150ZM154 152H155V151H154ZM154 152H153V153H154ZM191 152H192V151H191ZM118 153H119V151H118ZM118 153H116V156H117ZM135 153H137V152H135ZM151 153H152V152H151ZM153 153H152V154H153ZM167 153H168V152H167ZM171 153H173V152H171ZM174 153H175V151H174ZM238 153H239V152H238ZM238 153H237L236 156H239ZM119 154H121V153H119ZM148 154H150V153H147V155H148ZM177 154H178V153H177ZM256 154H257V153H256ZM89 155H90V154H88L87 157H89ZM104 155H105V154H104ZM137 155H138V153H137ZM139 155H140V154H139ZM242 155H243V154H242ZM114 156H115V155H114ZM143 156H144V155H143ZM102 157H103V156H102ZM137 157H138V156H137ZM141 157H142V154H141ZM169 157H172V156H169ZM239 157H240V156H239ZM241 157H242V156H241ZM82 158H83V156H82ZM95 158H96V157H95ZM105 158H106V157H105ZM127 158H128V157H127ZM142 158H143V157H142ZM178 158H179V157H178ZM256 158H257V157H256ZM260 158H263V157H260ZM85 159H86V158H85ZM138 159H140V158H138ZM138 159H137V160H138ZM176 159H177V158H176ZM254 159H255V158H254ZM134 160H136V159H134ZM146 160H147V159H146ZM157 160H158V159H157ZM163 160L168 161L169 158H168V159L166 158V159H163ZM174 160H175V159H174ZM178 160H179V159H178ZM189 160H190V159H189ZM80 161H81V160H80ZM87 161H88V160H87ZM93 161H94V159H93ZM121 161H122V160H121ZM127 161H128V160H127ZM175 161L178 163L177 160H175ZM179 161H180V160H179ZM253 161H254V160H253ZM77 162H79V160H77ZM82 162H83V159H82ZM163 162H164V161H163ZM168 162H169V161H168ZM171 162H172V161H171ZM182 162H183V161H182ZM239 162H240V161H239ZM261 162H263V161L261 160ZM80 163H81V162H80ZM93 163H94V162H93ZM135 163L137 164V162H135ZM177 163H176V165H177ZM188 163H190V162L188 161ZM232 163L234 164V162H232ZM236 163H238V160H237ZM254 163H255V162H254ZM259 163H260V162H259ZM125 164H126V163H125ZM133 164H134V163H133ZM240 164H241V163H240ZM240 164L238 163V165H240ZM256 164H258V163H256ZM80 165H81V164H80ZM85 165H86V164H85ZM121 165H122V164H121ZM137 165L140 166V164H137ZM171 165H173V162H172ZM178 165H181V164L179 163ZM231 165H232V164H231ZM231 165H230V166H231ZM234 165H235V164H234ZM234 165H232V166L235 167ZM238 165H237V166H238ZM82 166H83V164H82ZM88 166H89V165H88ZM88 166H87V167H88ZM122 166H124V164H123ZM129 166H130V165H129ZM169 166H170V164H169ZM185 166H186V165H185ZM221 166L223 167V163H222L219 167L221 168ZM225 166H228V164H227V165L225 164ZM225 166H224V168H225ZM246 166L248 167V165H246ZM90 167H91V166H90ZM103 167H105V166H103ZM127 167H128V166H127ZM127 167H126V168H127ZM136 167H137V166H136ZM154 167H155V171H156V172H155L156 174L154 173L155 175H157V174H159V173H162V172H163V174H164V173H165V170H168L165 174H168V172H169V169H167V166H165V165H163V164H158V165H156V166H154ZM182 167H183V166H182ZM233 167H232V168H233ZM238 167H239V166H238ZM108 168H109V167H108ZM108 168H106V169H108ZM120 168H121V167H120ZM120 168H119V169H120ZM132 168H133V167H132ZM132 168H131V169H132ZM138 168H139V167H138ZM170 168H172V167L170 166ZM179 168L181 169V166H180ZM255 168H256V167H255ZM88 169H89V167H88ZM90 169H91V168H90ZM106 169L104 168L103 170L107 171ZM111 169H112V168H111ZM134 169H135V168H134ZM217 169H219V168H217ZM217 169H216L215 172H218ZM221 169H222V168H221ZM221 169L219 170V172L221 171ZM225 169H226V168H225ZM244 169H245V168H244ZM244 169H242V171H243ZM101 170H102V169H101ZM149 170H151V168H149ZM172 170H173V169H172ZM172 170H171V171H172ZM176 170H178V169H177V166H176ZM142 171H143V170H142ZM173 171H175V170H173ZM185 171H186V170H185ZM102 172H104V171H101L100 173H102ZM128 172H129V169L127 170V173H128ZM215 172H213V173H215ZM239 172H240V171H239ZM243 172H244V171H243ZM121 173H122V171H121ZM135 173H136V172H135ZM169 173H170V172H169ZM171 173H172V172H171ZM173 173H174V172H173ZM220 173H221V172H220ZM116 174H117V173H116ZM116 174H115V177H117ZM133 174H134V171H133V173H131L130 175L132 176ZM137 174H138V173H137ZM139 174H140V173H139ZM165 174H164V175H165ZM215 174H217V173H215ZM218 174H219V173H218ZM246 174H247V172H246ZM252 174H253V171H252ZM252 174H251V172H250V175H252ZM98 175H100V174H98ZM98 175H97V176H98ZM140 175H141V174H140ZM160 175H161V174H160ZM238 175H239V173H238ZM238 175H237V176H238ZM90 176H91V177H90ZM108 176H109V175H108ZM108 176L106 175V177H108ZM113 176H114V175H113ZM113 176H112V177H113ZM127 176H129V174H128ZM142 176H143V175H142ZM181 176H182V175H181ZM181 176H180V177H181ZM244 176H245V175H244ZM256 176H257V175H256ZM256 176H255V177H256ZM73 177H74V176H73ZM89 177H90V178H89ZM136 177H137V176H136ZM136 177L134 176V177H133V180H134V178H136ZM139 177H140V176H139ZM153 177H154V176H153ZM153 177H150V180H151V178L153 179ZM163 177H164V176H163ZM163 177H162V178H163ZM167 177H168V176H167ZM178 177H179V176H178ZM47 178H48V177H47ZM88 178L91 180V178H92V174H91V175L89 174ZM103 178H105V176H103ZM103 178H102V179H103ZM125 178H126V176H125ZM147 178H148V176H147ZM176 178H177V177H176ZM210 178H211V177H210ZM85 179H86V178H85ZM89 179H88V180H89ZM112 179H115V178H112ZM112 179H111V180H112ZM120 179H121V178H120ZM127 179H128V178H127ZM148 179H149V178H148ZM160 179H161V178H160ZM160 179L158 178V179H156V180H160ZM214 179H215V178H214ZM229 179H230V177H229ZM86 180H87V179H86ZM92 180H93V179H92ZM100 180H101V179H100ZM107 180H108V179H107ZM133 180H132V181H133ZM137 180H138V179H137ZM164 180H165V178H164ZM209 180H210V179H208V181H209ZM244 180H245V179H244ZM72 181H73V180H72ZM82 181H83V180H82ZM121 181H122V180H121ZM161 181H162V179H161ZM228 181H229V180H228ZM236 181H237V180H236ZM249 181H252V180H249ZM101 182H103V181H101ZM230 182H231V180H230ZM242 182H243V181H242ZM247 182H248V181H247ZM260 182H261V181H260ZM80 183H81V181H80ZM141 183H142V182H141ZM155 183L157 184V182H155ZM158 183H159V182H158ZM231 183H232V182H231ZM238 183H239V182H238ZM255 183H257V182H255ZM56 184H57V183H55V185H56ZM58 184H59V183H58ZM75 184H76V183H74V185H75ZM77 184H79V183L77 182ZM105 184H106V183H105ZM105 184H104V185H105ZM205 184H207V183H205ZM229 184H230V183H229ZM229 184H228V185H229ZM252 184H253V183H247V184H244V185H243V186H244L243 188H244V189H247L246 192H247V191L249 192V190H251V189H253V188L255 187V185L253 186ZM96 185H99V183H97ZM263 185H264V184H263ZM263 185H262V187H263ZM56 186H58V185H56ZM88 186H90V185H88ZM93 186H94V185H93ZM169 186H170V185H169ZM173 186H174V185H173ZM219 186H220V185H219ZM75 187H76V186H75ZM99 187H100V186H99ZM131 187H132V186H131ZM259 187H260V186H259ZM262 187H260V188H262ZM156 188H157V187H156ZM232 188H235V187H232ZM232 188H231V189H232ZM97 189H98V188H97ZM130 189H131V188H130ZM262 189H263V188H262ZM91 190H92V189H90V191H91ZM56 191H58V190H56ZM149 191H150V190H149ZM217 191H219V190H217ZM221 191H222V190H221ZM243 191H244V190H243ZM261 191H262V190H261ZM61 192H62V191H61ZM227 193H228V192H227ZM227 193H226V195H228ZM229 193H230V192H229ZM238 193L240 194V192H238ZM238 193H236V194L239 195ZM243 193H244V192H243ZM259 193H260V192H259ZM46 194H47V193H46ZM59 194H61V193H59ZM132 194H133V193H132ZM236 194H235V195H236ZM245 194H246V193H245ZM256 194H258V193H256ZM42 195H43V194H42ZM221 195H222V194H221ZM226 195H225V196H226ZM254 195H255V194H254ZM239 196H240V195H239ZM251 196H252V195H251ZM241 197H242V196H241ZM249 197H250V196H248V198H246V201L249 199ZM224 198H225V197H224ZM233 198H234V197H233ZM22 199H23V198H22ZM218 199L220 200V198H218ZM218 199H217V200H218ZM225 199H226V198H225ZM236 199H237V198H236ZM239 199H240V198H238L237 201H239ZM211 200H212V199H211ZM219 200H218V201H219ZM230 201H231V200H229V202H230ZM9 202H10V201H9ZM200 202H201V201H200ZM191 203H192V201H191ZM221 203H222V202H221ZM256 203H257V202H256ZM8 204H9V203H8ZM135 205H136V204H135ZM258 205H259V204H258ZM82 206H83V205H82ZM82 206H81V207H82ZM199 206H200V205H199ZM249 207H250V206H249ZM260 207H261V206H260ZM82 208H83V207H82ZM181 210H182V209H181ZM196 210H197V209H196ZM38 211H39V210H38ZM49 211H51V210H49ZM87 211H88V210H87ZM87 211H86V212H87ZM222 211H223V210H222ZM35 212H36V211H35ZM45 212H46V211H45ZM187 212H188V211H187ZM195 212H196V211H195ZM22 213H23V212H22ZM79 213H80V212H78L77 215H81V214H79ZM192 213H193V212H192ZM44 214H45V213H44ZM184 214H185V213H184ZM193 214H196V213H193ZM193 214H192V216H193ZM46 215H47V214H46ZM46 215H45V216H46ZM62 215H63V214H62ZM75 215H76V213H75ZM107 215H108V214H107ZM260 215H262V214H260ZM112 216H113V215H112ZM126 216H127V215H126ZM141 216H142V215H141ZM163 216H164V215H163ZM165 216H166V215H165ZM165 216H164V217H165ZM175 216H177V215H175ZM192 216H191V217H192ZM197 216H198V214H197ZM181 217H183V215H182ZM185 217H186V216H185ZM185 217H183V218H185ZM193 217H194V216H193ZM241 217H242V216H240V218H241ZM33 218H34V217H33ZM44 218H45V217H44ZM46 218H47V217H46ZM74 218H75V217H74ZM173 218H174V216H173ZM257 218H258V217H257ZM257 218H255V219H257ZM122 219H123V218H122ZM126 219H127V217L125 218V220H126ZM185 219H186V218H185ZM192 219H194V218H192ZM196 219H197V218H196ZM77 220H78V219H77ZM163 220H164V219H162V221L160 220V226H162V225H161L162 222H165V221H163ZM64 221H65V220H64ZM110 221H112V220H110ZM140 221H141V220H140ZM149 221H150V220H149ZM155 221H156V220H155ZM172 221H173V220H172ZM183 221H184V220H183ZM202 221H203V220H202ZM235 221H236V220H235ZM254 221H256V220H254ZM4 222H5V221H4ZM43 222H44V221H43ZM60 222H62V221H60ZM173 222H174V221H173ZM179 222H181V221H179ZM189 222H190V221H189ZM40 223H42V222H40ZM63 223H64V222H63ZM110 223H112V222H110ZM129 223L131 224V221H130ZM134 223H135V222H134ZM59 224H60V223H59ZM108 224H109V223H108ZM234 224H235V223H234ZM24 225H25V224H24ZM118 225H121V224L119 223ZM194 225H196V224H194ZM261 225H262V224H261ZM26 226H28V225H26ZM63 226H64V225H63ZM107 226H108V225H107ZM110 226H112V225H110ZM134 226H135V225H134ZM150 226H151V225H150ZM233 226H235V225H233ZM247 226H248V225H247ZM28 227H29V226H28ZM28 227H27V228H28ZM117 227H118V226H117ZM119 227H120V226H119ZM220 227H221V226H220ZM239 227H241V225L238 226V229H239ZM20 228H21V226H20ZM20 228H18V229H20ZM23 228H24V227H23ZM109 228H110V227H108V229H109ZM114 228H115V227H114ZM145 228H146V227H145ZM160 228H161V227H160ZM198 228H200V227H198ZM198 228H197V229H198ZM202 228H203V226H202ZM245 228H246V225H245ZM245 228H244V230H245ZM1 229H2V228H1ZM104 229H105V228H104ZM111 229H112V228H111ZM152 229H155V230H156V227H155V228H152ZM158 229H159V227H158ZM214 229H215V228H214ZM218 229H220V228L218 227ZM223 229H224V228H223ZM238 229H237V230H238ZM23 230H24V229H23ZM43 230H45V229H43ZM109 230H110V229H109ZM132 230H134V227H133ZM199 230H200V229H199ZM220 230H221V229H220ZM237 230H236V232H237ZM8 231H9V230H8ZM89 231H90V230H89ZM228 231H229V230H228ZM228 231H227V232H228ZM21 232H22V231H21ZM23 232H24V231H23ZM41 232H42V231H41ZM41 232H40V233H41ZM100 232H101V231H100ZM105 232H106V230H105ZM110 232H111V231H110ZM110 232H109V233H110ZM114 232H115V231H114ZM211 232L213 233V231H211ZM223 232H224V231H223ZM225 232H226V231H225ZM227 232H226V233H227ZM36 233H37V232H36ZM103 233H104V232H103ZM106 233H107V232H106ZM106 233H105V234H106ZM137 233H139V232H137ZM193 233H194V232H193ZM201 233H202V232H201ZM201 233H200V235H202ZM206 233H207V231H206ZM215 233H216V232H215ZM230 233H231V231H229L228 234L230 235ZM42 234H43V233H42ZM42 234H39V235H42ZM52 234H53V233H52ZM111 234H112V233H111ZM116 234H117V233H116ZM131 234H132V233H131ZM222 234H224V233H222ZM228 234H227V235H228ZM16 235H17V234H16ZM99 235L103 237L104 234H103V235H102V234H99ZM107 235H108V234H107ZM120 235H121V234H120ZM185 235H186V234H185ZM216 235H217V233H216ZM244 235H245V233H244ZM14 236H15V234H14ZM49 236H51V235H49ZM100 236H99V237H100ZM116 236H117V235H116ZM116 236H115V237H116ZM163 236H165V235H163ZM18 237H19V236H17V238H18ZM24 237H25V236H24ZM24 237H23V238H24ZM38 237H39V236H38ZM102 237H101V238H102ZM104 237H105V236H104ZM161 237H162V236H161ZM197 237H198V236H197ZM197 237H196V239H197ZM215 237H216V236H215ZM227 237H228V236H227ZM230 237H231V236H230ZM17 238H16V239H17ZM39 238H40V237H39ZM101 238H100V239H101ZM106 238H107V237H106ZM106 238H105V239H106ZM189 238H190V237H189ZM243 238H244V237H243ZM49 239H50V238H49ZM96 239H97V238H96ZM102 239H103V238H102ZM129 239H130V238H129ZM165 239H166V236H165ZM214 239H216V238H214ZM226 239H228V238H226ZM21 240H22V239H21ZM46 240H47V239H46ZM46 240H45V241H46ZM109 240H110V239H109ZM109 240H108V241H109ZM115 240H116V239H115ZM121 240H122V239H121ZM192 240H193V239H192ZM192 240H191V242H192ZM246 240H247V239H246ZM36 241H37V240H36ZM43 241H44V240H43ZM95 241H96V240H95ZM95 241H94V242H95ZM106 241H107V240H106ZM249 241H250V240H249ZM31 242H32V241H31ZM47 242H49V240H47ZM47 242H45L46 245L48 244ZM84 242H85V241H84ZM165 242H166V241H165ZM195 242H196V241H195ZM209 242H211V241L209 240ZM213 242H215V244H216V241H215V240H214ZM19 243H21V242H19ZM29 243H30V242H29ZM50 243H51V242H50ZM92 243H93V242H92ZM240 243H241V242H240ZM13 244H14V243H13ZM24 244H25V243H24ZM31 244H32V243H31ZM31 244H30V245H31ZM93 244H94V243H93ZM97 244H98V243H97ZM111 244H112V243H111ZM129 244H130V243H129ZM209 244H211V243H209ZM227 244H228V243H227ZM242 244H244V243H242ZM22 245H23V243H22ZM43 245H45V244H43ZM112 245H113V244H112ZM191 245H192V244H190V246H191ZM213 245H214V244H213ZM23 246H24V245H23ZM41 246H42V244H41ZM49 246H50V245H49ZM188 246H189V245H188ZM196 246H197V244H196ZM196 246H195V247H196ZM218 246H219V245H218ZM26 248H27V247H26ZM44 248H45V247H44ZM108 248H109V247H108ZM28 249H29V248H28ZM49 249H50V248H49ZM49 249H48V250H49ZM131 249H132V248H131ZM189 249H190V248H189ZM189 249H188V250H189ZM196 249H198V248H196ZM247 249H248V248H247ZM26 250H27V249H26ZM85 250H87V249H85ZM109 250H110V249H109ZM109 250H108V251H109ZM180 250H181V249H180ZM211 250H212V248H211ZM224 250H225V249H224ZM234 250H235V249H234ZM250 250H251V249H250ZM10 251H11V250H10ZM208 251H209V250H208ZM229 251H230V250H229ZM242 251H243V250H242ZM5 252H6V251H5ZM11 252H12V251H11ZM92 252H93V251H92ZM110 252H111V251H110ZM194 252H195V250H194ZM212 252H213V251H212ZM230 252H231V251H230ZM239 252H240V250H239ZM248 252H249V251H248ZM248 252H247V253H248ZM2 253H4V252L2 251ZM126 253H127V252H126ZM207 253H208V252H207ZM210 253H211V252H210ZM244 253H245V252H244ZM57 254H58V253H57ZM61 254H62V253H61ZM178 254H179V253H178ZM197 254H198V253H197ZM218 254H219V253H218ZM218 254H217V256H218ZM108 255H110V254H108ZM121 255H123V254H121ZM210 255H211V258L214 257V256H212V255H213L212 253H211ZM215 255H216V254H215ZM231 255H232V254H231ZM246 255H247V254H246ZM91 256H92V255H91ZM196 256H197V255H196ZM220 256H221V255H220ZM220 256H219V257H220ZM226 256H228V254H227ZM107 257H108V256H107ZM132 257H133V256H132ZM132 257H131V258H132ZM168 257H169V255H168ZM219 257H218V259H219ZM223 257H224V256H223ZM243 257H244V256H243ZM203 258H206L205 255H204ZM203 258L201 259L202 261H203ZM208 258H209V257H208ZM211 258H210V259H211ZM7 259H8V258H7ZM7 259H6V260H7ZM187 259H188V258H187ZM213 259H214V258H213ZM225 259H226V257H225ZM225 259H224V260H225ZM239 259H240V258H239ZM9 260H10V259H9ZM53 260H54V259H53ZM55 260H56V259H55ZM75 260H76V259H75ZM179 260H180V259H179ZM205 260H206V259H205ZM211 260H212V259H211ZM219 260H220V259H219ZM219 260H218V261H219ZM221 260H222V259H221ZM131 261H132V260H131ZM167 261H168V260H167ZM206 261H207V260H206ZM212 261H213V260H212ZM216 261H217V258H216ZM216 261H215V262H216ZM53 262H54V261H53ZM139 262H140V261H139ZM147 262H148V261H147ZM182 262H183V261H182ZM193 262H194V261H193ZM213 262H214V261H213ZM222 262H224V261H222ZM222 262H221V263H222ZM7 263H8V262H7ZM196 263H197V262H196ZM203 263H204V262H203ZM211 263H212V262H211ZM221 263H220V261H219V264H221ZM49 264H50V263H49ZM139 264H140V263H139ZM147 264H148V263H147ZM205 264H206V262H205ZM213 264H214V263H213ZM217 264H218V263H217Z\"/></svg>", "mask_w": 264, "mask_h": 264}]
</instances>
